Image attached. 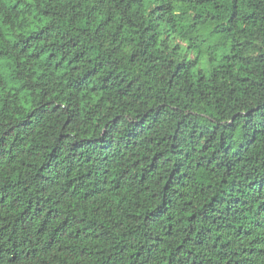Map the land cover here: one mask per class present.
I'll use <instances>...</instances> for the list:
<instances>
[{
	"label": "clouds",
	"instance_id": "obj_1",
	"mask_svg": "<svg viewBox=\"0 0 264 264\" xmlns=\"http://www.w3.org/2000/svg\"><path fill=\"white\" fill-rule=\"evenodd\" d=\"M0 264H264V0H0Z\"/></svg>",
	"mask_w": 264,
	"mask_h": 264
}]
</instances>
